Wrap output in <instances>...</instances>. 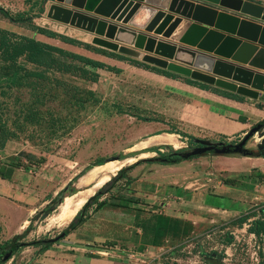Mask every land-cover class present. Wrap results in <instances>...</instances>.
Listing matches in <instances>:
<instances>
[{
  "label": "rangeland",
  "instance_id": "374dc122",
  "mask_svg": "<svg viewBox=\"0 0 264 264\" xmlns=\"http://www.w3.org/2000/svg\"><path fill=\"white\" fill-rule=\"evenodd\" d=\"M34 1L0 0V7L11 15L17 12L29 14L38 26L60 34L71 32L69 25H58L59 22L46 17V2L49 0L42 4V13L34 15L38 5L33 8ZM25 26L0 13L1 29L43 40ZM50 39L47 43L57 44L58 39ZM2 63L0 60V65ZM23 68L16 77L9 71H5L3 76L0 70V125L7 135L0 148V165L19 158L23 165L33 168L39 157L43 156L45 161L33 170L35 173L17 168L9 182L0 179V226L3 229L14 227L23 213L11 201V196L18 194V185L23 191V187H41L47 192L49 201L71 181L74 192L70 194H74L78 189H84L80 183L93 166L82 175L73 177L98 157L106 162L133 157L123 165L127 166L139 159L156 158L158 153L166 154L170 148H185L192 143L191 139L235 143L259 121V112L264 109L263 93V97L257 100L250 99V109L254 113L234 110L230 115L232 108L211 101L205 93L195 94L194 89L187 93L184 90L190 89L183 85L165 79H149L137 71H120L109 74L110 77L101 74V79L91 81L77 74L47 69L43 80L37 83L34 77L24 76V70L32 69V65L24 63ZM164 84L170 85L165 87ZM87 90L93 92L88 93ZM242 97L246 102L249 99ZM240 116L246 120L241 121ZM138 117L154 120L143 121ZM242 128L246 130L237 132ZM166 131L174 135L177 147L167 141L153 139L154 132ZM256 139V135L250 137L244 147L256 150ZM261 170L264 171V159L238 154L206 153L174 164L155 160L139 163L127 173L129 183L125 179L117 181L103 194L104 205L93 210L89 207L86 220L62 240L52 243L47 257L39 261L47 263L52 256L62 250L65 252L64 246H72L75 253L91 251L114 261L112 264H264V234L251 233L254 220L261 217L258 208L264 206V183L254 181L256 172ZM241 174L243 177H237ZM39 176L45 179V186H42ZM225 176L235 177V184L223 185ZM102 184L93 188L90 194H94ZM55 185L58 186L54 188ZM172 187L185 192L178 196L171 192ZM51 191L53 195H50ZM116 194L141 199L126 208L110 206L108 196ZM200 194L220 196L216 199L228 203L232 209L200 204L196 201ZM48 201H33L34 210L24 223L25 226L30 221L31 229L21 241L53 238L82 206L64 225L49 226L48 219L54 209L47 216L40 213ZM182 208L192 210L193 215L185 214ZM154 212L182 216L191 221L193 231L181 240L165 238L159 246L144 243L139 222ZM197 212L202 213L201 217L195 215ZM242 216L244 218L239 221ZM24 226L14 232L20 233ZM3 232L1 240L7 238ZM68 239L73 240L70 245L63 241ZM108 242L114 244L109 245L111 243ZM84 244L93 246L88 248ZM140 244L144 245L142 249L138 248ZM38 253L36 247H21L3 264H39V261L34 262Z\"/></svg>",
  "mask_w": 264,
  "mask_h": 264
},
{
  "label": "water",
  "instance_id": "95a60500",
  "mask_svg": "<svg viewBox=\"0 0 264 264\" xmlns=\"http://www.w3.org/2000/svg\"><path fill=\"white\" fill-rule=\"evenodd\" d=\"M48 2L47 18L92 34L95 46L250 99L264 93V4L255 0ZM254 135L255 149L264 155V123L234 144L193 139L202 147L179 155L247 152L243 145Z\"/></svg>",
  "mask_w": 264,
  "mask_h": 264
},
{
  "label": "trees",
  "instance_id": "16d2710c",
  "mask_svg": "<svg viewBox=\"0 0 264 264\" xmlns=\"http://www.w3.org/2000/svg\"><path fill=\"white\" fill-rule=\"evenodd\" d=\"M46 0H36L33 2L32 7L35 8V4H38L36 7V13L34 15L38 16L43 11V3ZM0 13L3 17L18 22L21 24H25L27 28H29L31 31L35 32L36 35L44 36L46 38H56L61 42L71 44L73 46L82 47L86 50H89L93 53H99L103 54L105 56L109 57H116L119 59H126L129 61L130 64H133L134 66L141 67L143 69L150 70L152 72L161 74L163 76L177 79L180 78L184 83L189 84L191 86H195L197 88L203 89V90H209L210 92L223 96L225 98H231L236 101H243V97L241 95H238L236 93L219 89L215 86L208 85L196 80H192L188 77L181 76L179 74L170 72L168 70L158 68L153 65H149L147 63L138 61L137 59H133L127 56H122L121 54H117L111 51H108L106 49H103L101 47L95 46L93 44L83 42L80 40H77L73 37L67 36L65 34H60L58 32H55L51 29L38 26L32 21V17L29 14H25L24 12H17L14 15H11L7 10L0 7ZM27 13V12H26ZM0 60L3 61V63L0 65V70H2L1 75L4 76L5 71H9L10 74L15 75L16 73L24 69L23 65L24 63H29L32 65V69L30 70H24V76L25 77H34V82H39L43 80L45 77L44 72L48 70H53L57 72H61L64 74H77L82 79H88L91 81H96L98 78V73L96 69H103L112 73H119L121 71L120 68L110 66L108 64H105L97 59L91 58L89 56L64 49L61 47H58L56 45L49 44L43 40H38L34 37L22 35V34H15L13 32L3 30L0 28ZM35 68V69H33ZM19 78V77H18ZM14 79V78H12ZM16 79V78H15ZM20 79V78H19ZM25 80V79H24ZM15 85H19L18 82H12ZM36 86V85H35ZM88 93H92L93 90H87ZM139 119L143 121H152L154 119L147 118V117H138ZM241 121L244 122L243 117H239ZM264 118L260 119L257 123H254L252 126L263 124ZM1 127V125H0ZM2 128V127H1ZM0 128V148L3 147L4 141L7 138V135L5 133V130L3 128ZM168 132V131H166ZM158 133V132H154ZM182 135L186 136L187 134L184 132H181ZM5 135V136H4ZM191 138V136H189ZM155 150V148L153 149ZM170 150L173 152L175 150ZM224 154H238L241 156H249V157H264L263 154L259 153L256 150L248 149L247 152H233L232 150H229L228 152H223ZM212 154H215L212 151ZM193 155L188 156L186 159H190L192 157L199 156ZM160 159L155 160L159 163L163 164H174L176 162H179L180 160H183L180 155H174L166 157L165 154L158 153V156ZM123 158V157H121ZM119 158V159H121ZM45 161V158L43 156L39 157L37 162L34 164L33 168L27 167L23 165V162L17 158L15 160H8L3 165H0V179L1 180H10L12 177V174L15 169L22 168L25 171H28L30 173H34L36 168H38L39 164ZM104 158L98 157L94 159L92 162L86 164L78 174H76L73 178H76L78 175H82L84 172H86L89 168H91L94 165H100L104 162ZM149 161L148 159H139L138 161L129 164L127 166H122L119 168L116 173L111 176L104 184L101 185L100 188L96 190V192L88 197V199L82 204L80 209L76 212V214L73 216V218L67 223V225L62 228L51 240L49 239H38V240H30V241H21V239L26 236V234L31 229L30 221L24 226V229L20 233H15L11 237L1 240L0 239V264H3L7 260H4V255L9 254V258H11L14 253L21 247L25 246H33L37 248V251L39 253H42L43 251L47 250L52 243L58 242L59 240H62L71 230L75 229L78 225L83 223L86 218L88 217L87 209L89 207H92L93 209H98L102 207L105 203V198H102L103 194L108 192L114 184L121 180L125 179L127 183L130 182V178H128L127 173L130 171L131 168H133L135 165L143 162ZM256 178L254 181H260L264 183V174L262 172H256ZM243 177V174L237 175V177ZM235 177L233 176H225L222 178L223 185L226 186H232L235 184ZM71 182V181H70ZM68 182L65 187L60 189L58 191V195L61 193L63 194H70L74 192V187L71 186V183ZM173 190L171 191L173 194H182L184 192L181 191L180 188L172 187ZM54 198H51L45 206L40 210V213H42L43 216H47L49 213L52 212V210L56 209L55 205L57 203V196ZM201 197H196V201L200 204L210 206L212 208H221V209H232L231 205L226 202H219L214 194H200ZM191 196V195H190ZM193 198V196H191ZM111 199V200H110ZM141 198H132L131 196H124L120 194H116L114 196L109 195L108 200H110V206L113 207H120V208H126L128 207V204L131 203H138L140 202ZM59 205V204H58ZM57 205V206H58ZM56 206V207H57ZM241 208V207H239ZM186 213H191L192 210L182 208ZM258 212L260 213L259 218L254 220L253 227L251 228V232L253 234H258L259 232H262L264 234V206H260L258 208ZM198 213V212H197ZM192 214V213H191ZM193 215V214H192ZM196 216H200L201 214H195ZM35 215L32 216L34 218ZM244 218V216L240 217L238 220L241 221ZM139 227L142 231L143 235V242L148 243L152 246H159L162 243V240L165 238L168 239H177L181 240L183 238H186L189 233L193 231V224L190 220L183 218L182 216H176V214H165L162 212H154L144 220H140ZM228 238V237H227ZM109 245H113V242ZM143 244H140L138 246L139 249L143 248ZM69 253L74 254L73 262L76 263V257L81 255L79 253L67 251ZM97 256V255H96ZM95 254H86L85 257L87 259L91 257H96ZM99 257V256H97ZM86 260V259H85ZM84 264H87V260Z\"/></svg>",
  "mask_w": 264,
  "mask_h": 264
},
{
  "label": "crops",
  "instance_id": "0c3cea01",
  "mask_svg": "<svg viewBox=\"0 0 264 264\" xmlns=\"http://www.w3.org/2000/svg\"><path fill=\"white\" fill-rule=\"evenodd\" d=\"M259 3H262L264 4V0H255ZM49 2H46V5H48ZM58 25H62V23H58ZM71 32H65L64 34L67 35V36H70V37H73L77 40H80V41H83V42H87V43H90V39L92 37V34L84 31V30H81V29H78V28H74V27H71L69 26ZM70 33V34H69ZM38 38L40 39H43V41H49L50 38H46L44 36H39V35H36ZM87 37V38H86ZM51 40V39H50ZM52 40H54L52 38ZM57 46L61 47V48H64V49H68V50H71V51H74V52H77V53H80V54H83V55H86V56H89L91 58H94V59H97L105 64H108L110 66H114V67H117V68H120L121 69V72L124 73V72H130L132 73L133 71H137L139 74L143 75V77H147V78H154V79H165V80H169V81H173L174 83H178L179 85H183L185 87H187L188 89L190 90H184V91H188V92H191V90L194 89V91L196 90V93L195 94H200V95H204L207 96L208 98L211 99V101H217V102H221L222 105L226 106V107H230L232 108L231 109V112L229 113L231 115V113L234 111V110H237V111H249V112H252L251 111V101L250 98L247 100L246 102V99L243 100L242 102L240 101H236L234 99H231V98H225L223 96H220V95H217V94H214L212 92H210L209 90H203V89H200V88H197L195 86H191L189 84H186V83H181L182 80L180 78H177V79H173V78H169V77H166V76H163L161 74H158V73H155V72H152L150 70H147V69H143L141 67H137V66H134L133 64H130L128 60L126 59H119V58H116V57H109V56H105L103 54H99V53H93L89 50H86L82 47H77V46H73L71 44H68V43H64V42H61V41H57ZM91 44V43H90ZM104 49V48H103ZM107 50V49H106ZM110 51V50H108ZM113 52V51H111ZM116 53V52H114ZM118 54V53H117ZM123 56V55H122ZM135 59V58H133ZM140 61V60H138ZM142 62V61H141ZM150 65V64H149ZM97 73H98V78L101 79V74H105L107 75L108 77L109 74H116V73H112V72H109V71H106V70H103V69H96ZM167 83V82H165ZM170 84H164V86H169ZM173 86V85H171ZM176 88H180V86H174ZM187 92V93H188ZM263 97V93L257 98H261ZM256 99V100H257ZM262 109V108H261ZM254 113V112H252ZM236 114V113H235ZM225 118H229V117H226L224 116ZM264 117V109H262L261 112H259V120L262 119ZM243 120L245 121L246 120V117H243ZM246 129L242 128V129H239L237 130V132L241 133L243 131H245ZM236 132V133H237ZM258 157H255V159H257ZM260 159H264L263 157H260ZM262 173H264L263 170H261ZM35 173V172H34ZM41 181H42V186H45L46 184H43V181H45V179H42L41 176H39ZM9 182V180H6ZM35 186V185H33ZM58 186V185H57ZM55 185L54 188L57 187ZM24 188V191L22 190V186L21 185H18L17 186V192L18 194H14L16 196H11L12 197V200L15 207L18 209H21L23 211L22 215L15 221L16 225L12 228H9L8 229H3L2 226H0V236L2 235V231H5L3 232L7 234V238L11 237L13 234H12V231L13 233L15 234V232H17L18 230H16L17 228L19 227H22L24 226V223L26 222V219L27 217H30V213L34 210V205L33 204V201L36 202V203H39L40 201H48L47 199L49 198L47 192H44V190L40 187H34L32 189H29V188H26V187H23ZM54 188L52 189V191L54 190ZM51 191V194L50 195H53L54 192ZM32 199V200H30ZM32 201V202H31ZM8 203V202H7ZM47 203V202H46ZM12 206V204H10ZM14 208V206H12ZM4 217V216H3ZM6 218V217H5ZM4 220V218H3ZM6 220V219H5ZM7 225V224H6ZM21 225V226H20ZM8 226V225H7ZM10 229V232H8ZM15 231V232H14ZM10 233V235H8ZM7 238H4V239H7ZM65 241L68 245H70L72 243V239H68V240H63ZM80 243V242H79ZM84 246H87L88 248H90V246H93L91 244H84ZM95 246V245H94ZM63 249L67 250V251H72L74 252L75 250V247L73 248L72 246H69V247H66L64 246ZM48 251L50 250H45L43 251L42 253H38L36 258H35V261H39V259H43L47 257V253ZM88 253L90 254H93L91 251H88ZM88 253H80L81 255L77 256L76 258V263H79V264H84L87 260V264H112L114 261L110 260V259H104L102 257H97L96 255L98 254H95L96 257H91L89 259H87L85 257L86 254ZM76 254V253H75ZM55 257L52 256V258L49 259V262H40L42 264H74L73 262V258H74V254L72 253H69V252H63V250L61 251V253H57L56 255H54ZM38 259V260H37ZM86 259V260H85ZM39 263V264H40ZM36 264V263H35Z\"/></svg>",
  "mask_w": 264,
  "mask_h": 264
},
{
  "label": "bare ground",
  "instance_id": "6f19581e",
  "mask_svg": "<svg viewBox=\"0 0 264 264\" xmlns=\"http://www.w3.org/2000/svg\"><path fill=\"white\" fill-rule=\"evenodd\" d=\"M152 136L154 140H164L165 142H169L174 147H177L174 135L170 132H158L153 134ZM132 160L133 157H127L122 160L108 161L102 165H94L90 169L88 174L84 177V181L80 183L81 186L84 185V189H78L74 194L63 196V199L61 200L59 205L50 214V217L48 219L49 226L53 224H57L60 226L67 223L78 210V208L83 204L86 196H88L92 192L93 188L105 182L113 172L121 168L125 163Z\"/></svg>",
  "mask_w": 264,
  "mask_h": 264
},
{
  "label": "flooded vegetation",
  "instance_id": "af4514ba",
  "mask_svg": "<svg viewBox=\"0 0 264 264\" xmlns=\"http://www.w3.org/2000/svg\"><path fill=\"white\" fill-rule=\"evenodd\" d=\"M198 139H203V138H198ZM193 139H191V144L190 145H186L185 146V148H181L180 150H175V151H171V150H169L165 155H166V157H169V156H174V155H179V153H181V152H188V151H190L191 149H194V148H197V147H202V145L201 144H199V143H195V142H193L192 141ZM208 140V139H207ZM213 142H221L222 144H224V145H226V144H228V143H230V144H234V142H224V141H218V140H215V141H213ZM237 142V141H236ZM235 142V143H236ZM244 146V145H243ZM217 148H219L220 147V145H217L216 146ZM212 151L213 150H208V151H205V152H202V153H199L200 155H205L206 153H210V154H212ZM172 152V153H171ZM214 152V151H213ZM215 153V152H214ZM215 154H224V153H215ZM195 155H198V154H195ZM190 156H193V155H190ZM252 233V232H251Z\"/></svg>",
  "mask_w": 264,
  "mask_h": 264
},
{
  "label": "clouds",
  "instance_id": "9594fccd",
  "mask_svg": "<svg viewBox=\"0 0 264 264\" xmlns=\"http://www.w3.org/2000/svg\"><path fill=\"white\" fill-rule=\"evenodd\" d=\"M263 118H264V117H263ZM251 127H252V126H251ZM246 132H247V131H246ZM246 132H245V133H246ZM245 133H244V134H245ZM244 134H243V135H244ZM243 147H244V146H243ZM247 149H248V148H247Z\"/></svg>",
  "mask_w": 264,
  "mask_h": 264
}]
</instances>
